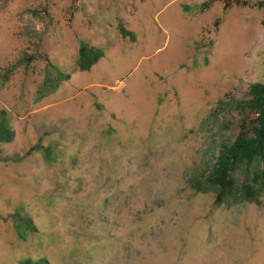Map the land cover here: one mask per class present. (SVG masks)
<instances>
[{"label": "rangeland", "instance_id": "374dc122", "mask_svg": "<svg viewBox=\"0 0 264 264\" xmlns=\"http://www.w3.org/2000/svg\"><path fill=\"white\" fill-rule=\"evenodd\" d=\"M248 1L0 0V264H264V197L216 206L188 184L239 132L219 102L264 83ZM83 44L103 52L87 72Z\"/></svg>", "mask_w": 264, "mask_h": 264}, {"label": "trees", "instance_id": "16d2710c", "mask_svg": "<svg viewBox=\"0 0 264 264\" xmlns=\"http://www.w3.org/2000/svg\"><path fill=\"white\" fill-rule=\"evenodd\" d=\"M221 1L226 10L233 6L249 5L248 0ZM209 5L210 3L205 4L206 7ZM259 7H264V1L259 3ZM185 10L188 11L189 7H185ZM120 32L123 37L135 40V34L123 25H120ZM102 57V51L83 44L77 67L81 72H87ZM59 75L61 78H68L66 75ZM226 109L238 113L241 118L238 134L234 140L221 141L212 166L193 175L188 184L197 193L213 194L216 206H233L244 202L261 206V199L264 197V83L251 84L243 100L233 97L221 100L217 110L220 112ZM14 139L15 132L7 119L0 117V159L2 146L11 144ZM12 218L21 236L35 235L38 232L30 217L15 213ZM22 264L52 263L42 258L37 261L28 259Z\"/></svg>", "mask_w": 264, "mask_h": 264}]
</instances>
